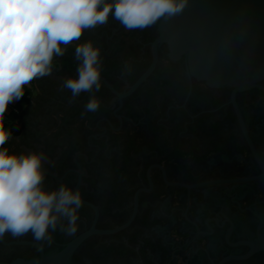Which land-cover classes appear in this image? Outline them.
<instances>
[{"label": "flooded vegetation", "instance_id": "obj_1", "mask_svg": "<svg viewBox=\"0 0 264 264\" xmlns=\"http://www.w3.org/2000/svg\"><path fill=\"white\" fill-rule=\"evenodd\" d=\"M160 22L127 31L110 15L85 30L3 121L10 152L43 151L46 188L79 189L84 206L76 234L57 229L51 246L5 234L0 264H264V79L238 89L196 78ZM87 40L103 59L96 112L88 93L60 87Z\"/></svg>", "mask_w": 264, "mask_h": 264}, {"label": "clouds", "instance_id": "obj_2", "mask_svg": "<svg viewBox=\"0 0 264 264\" xmlns=\"http://www.w3.org/2000/svg\"><path fill=\"white\" fill-rule=\"evenodd\" d=\"M188 6L189 0H0V239L31 233L34 241L51 246L57 229L76 234L84 206L79 189L64 183L46 188L43 151L14 153L5 146L13 136L3 123L9 105L24 96L25 86L50 76L54 58L64 56L85 30L107 24L110 15L127 31L144 30L181 15ZM74 58L77 75L64 79L61 90H69L73 99L88 93L84 110L96 112L101 49L87 40L75 46ZM131 71L126 63L121 76Z\"/></svg>", "mask_w": 264, "mask_h": 264}, {"label": "water", "instance_id": "obj_3", "mask_svg": "<svg viewBox=\"0 0 264 264\" xmlns=\"http://www.w3.org/2000/svg\"><path fill=\"white\" fill-rule=\"evenodd\" d=\"M160 30L171 56L200 80L242 89L264 79V0H189Z\"/></svg>", "mask_w": 264, "mask_h": 264}, {"label": "trees", "instance_id": "obj_4", "mask_svg": "<svg viewBox=\"0 0 264 264\" xmlns=\"http://www.w3.org/2000/svg\"><path fill=\"white\" fill-rule=\"evenodd\" d=\"M28 95H29V89L28 87H26L24 96L19 101L15 102V104H10L9 107H11V111L6 112L5 115L10 116L11 118L15 117L16 115L13 109L22 108L29 101Z\"/></svg>", "mask_w": 264, "mask_h": 264}, {"label": "rangeland", "instance_id": "obj_5", "mask_svg": "<svg viewBox=\"0 0 264 264\" xmlns=\"http://www.w3.org/2000/svg\"><path fill=\"white\" fill-rule=\"evenodd\" d=\"M26 87H29V85L28 86H25V88ZM12 104H15V103H12ZM11 111V107H8V110H7V112H10Z\"/></svg>", "mask_w": 264, "mask_h": 264}, {"label": "built area", "instance_id": "obj_6", "mask_svg": "<svg viewBox=\"0 0 264 264\" xmlns=\"http://www.w3.org/2000/svg\"><path fill=\"white\" fill-rule=\"evenodd\" d=\"M14 112H17V109H13ZM7 118V115L4 116V120Z\"/></svg>", "mask_w": 264, "mask_h": 264}]
</instances>
